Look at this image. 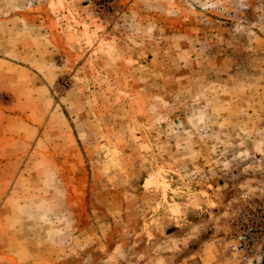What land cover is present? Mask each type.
<instances>
[{"label": "rangeland", "instance_id": "374dc122", "mask_svg": "<svg viewBox=\"0 0 264 264\" xmlns=\"http://www.w3.org/2000/svg\"><path fill=\"white\" fill-rule=\"evenodd\" d=\"M256 204L264 0H0V264H264Z\"/></svg>", "mask_w": 264, "mask_h": 264}, {"label": "built area", "instance_id": "2783aa9c", "mask_svg": "<svg viewBox=\"0 0 264 264\" xmlns=\"http://www.w3.org/2000/svg\"><path fill=\"white\" fill-rule=\"evenodd\" d=\"M249 196L245 195L244 200ZM264 238V204H256L250 212L241 214L236 222L230 250L244 254H252L255 247Z\"/></svg>", "mask_w": 264, "mask_h": 264}]
</instances>
